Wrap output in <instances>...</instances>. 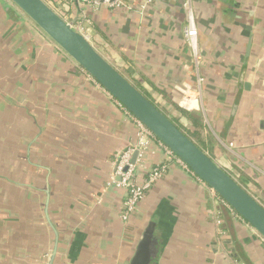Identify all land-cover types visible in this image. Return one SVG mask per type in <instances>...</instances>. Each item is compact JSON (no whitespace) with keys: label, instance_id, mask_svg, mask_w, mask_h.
Here are the masks:
<instances>
[{"label":"crops","instance_id":"crops-1","mask_svg":"<svg viewBox=\"0 0 264 264\" xmlns=\"http://www.w3.org/2000/svg\"><path fill=\"white\" fill-rule=\"evenodd\" d=\"M44 1L68 21L82 18L93 47L264 206V0L71 1L65 11L63 0ZM13 5L0 0V138L18 129V157L28 161L14 178L0 175V264H264L263 237L174 162L121 218L114 162L136 143L135 123ZM188 6L195 51L184 36ZM12 58L29 86L2 84ZM186 88L200 92L199 110L188 112L198 120L180 112ZM26 103L53 110L58 139L50 126L36 131ZM161 161L152 142L136 180Z\"/></svg>","mask_w":264,"mask_h":264},{"label":"water","instance_id":"water-1","mask_svg":"<svg viewBox=\"0 0 264 264\" xmlns=\"http://www.w3.org/2000/svg\"><path fill=\"white\" fill-rule=\"evenodd\" d=\"M10 1L264 239V206L113 67L86 35L74 30L44 0ZM136 156L134 152L132 162Z\"/></svg>","mask_w":264,"mask_h":264},{"label":"built area","instance_id":"built-area-1","mask_svg":"<svg viewBox=\"0 0 264 264\" xmlns=\"http://www.w3.org/2000/svg\"><path fill=\"white\" fill-rule=\"evenodd\" d=\"M64 3L62 5L63 10L67 9L65 3L75 1L80 4H104L111 7H119L123 4V0H63ZM154 0H144V4L142 7L147 4L153 2ZM55 10V9H54ZM56 11V10H55ZM62 18L64 16L61 15L58 11H56ZM188 13V23L184 30V36L187 44L191 47L193 51L196 50V36H197V27L194 23L192 12L189 6L187 7ZM64 19V18H63ZM66 22L71 24V27L77 32L85 35L86 29L83 23V19L80 18L77 21H68ZM199 82L202 81L201 78L198 79ZM191 93H195L196 95H191ZM199 90L196 92L186 88L180 94L178 100V106L183 111L191 112L198 111L199 107L197 106V101L199 97ZM116 101V100H115ZM118 106L122 108L125 113L131 117L133 122L137 128V140L134 146L128 147L124 149L116 158L114 162V173H113V181L117 185V187L122 188L124 190V199L121 205V218L123 220H127L137 209L138 204L144 198L145 193L152 187V185L167 171L170 162H174L186 170H191L188 166L182 162L180 158H178L168 147H166L161 141H159L152 132L146 128L135 116H133L123 105H121L118 101H116ZM155 143L157 147L163 149L165 154V161H161L153 165L148 169L145 178L142 181H137L135 178L136 165L140 164L142 161L146 150L148 149L151 143ZM134 152H137V156L134 162H132V155ZM192 173V172H191ZM193 174V173H192ZM212 190V189H211ZM212 194L217 197L220 204L228 210V212L237 216L234 210L224 202L213 190ZM221 220L217 219V224H220ZM48 257V255H46ZM242 264V263H241Z\"/></svg>","mask_w":264,"mask_h":264},{"label":"rangeland","instance_id":"rangeland-1","mask_svg":"<svg viewBox=\"0 0 264 264\" xmlns=\"http://www.w3.org/2000/svg\"><path fill=\"white\" fill-rule=\"evenodd\" d=\"M13 8L16 11H18L26 19V21L34 27V29L36 31H38V32L42 33L44 36H46L39 29V27H37L36 24L33 21H31L21 10H19L15 5H13ZM2 27L3 26L0 27V31H2L1 30ZM4 28L5 27H3V30H4ZM3 34H4V31H3V33H0V38L3 37ZM47 39L49 41H51L48 37H47ZM9 60H10V65L7 66L9 68V69H7V71L9 72V75L5 74V77L3 76V78L6 79L7 83H5V81H3L2 84H5L7 86V88L11 87L13 80L15 82V79H16V82H20L21 85L24 84L25 86H29L28 85L29 84V82H28L29 74L26 73V75H23V74L20 75L21 70L19 69V67H20V65H22V63L20 61L18 62L16 59L14 60V58L9 59ZM1 63L3 64L2 59H1L0 65H2ZM4 63H6V60H4ZM23 64L25 65V67L28 70L29 69L30 70L35 69V66L30 61L27 64L26 63H23ZM12 74H13V77L11 76ZM5 90H7V89H5ZM8 94L10 96L13 95V93L11 91H9ZM6 100L9 101V98H7ZM11 100H13V98ZM25 105H27L28 110L24 111V113L27 115V117L29 118L30 121L32 120L31 123H33L34 125H38V127H39V125L42 126L41 129L38 128L36 131H38V132L40 131L42 133H45L44 132L45 127L50 126L51 127V131H50L51 138H49L50 141L52 139H54L53 137H55V139H58V136H59V133H57L58 127H55V126H57V124L53 121H51V122L48 121L49 116H50V118L51 117L54 118V113L52 112L53 110L50 109L49 106L47 107V109L40 108L38 104L37 105L39 108L28 107L30 105V103H26ZM4 115L6 117L5 121H7L8 120V114L4 113ZM20 125L26 126L27 129L29 127L27 119H25V118L23 120H21ZM6 128H8V127L6 126ZM19 132L24 134V131L21 129ZM6 133L7 134L5 135L4 138H0V175L7 174V175H10L9 178L12 179L15 177L14 176V169L22 168V171H23V168L25 166H27L25 163H27L28 157L27 158L24 157V159L23 158L20 159V157H18L17 148H18L19 143L21 142V140H19L20 137H18L19 136L18 129H15V131L11 135H9V131H6Z\"/></svg>","mask_w":264,"mask_h":264},{"label":"trees","instance_id":"trees-1","mask_svg":"<svg viewBox=\"0 0 264 264\" xmlns=\"http://www.w3.org/2000/svg\"><path fill=\"white\" fill-rule=\"evenodd\" d=\"M133 84V83H132ZM134 85V84H133ZM135 86V85H134ZM136 87V86H135ZM137 88V87H136ZM138 89V88H137ZM139 90V89H138ZM142 94H144L152 103H154L155 104V102L152 100V99H150L148 96H147V94L146 93H144L143 91H141V90H139ZM156 105V104H155ZM157 106V105H156ZM158 107V106H157ZM159 108V107H158ZM165 115H166V113L164 112V110H162L161 108H159ZM180 112H182V114L184 115V116H186V117H188L189 119H193V120H198V116L196 115L198 112H195V113H188L187 111H183L182 109H181V111ZM167 116V115H166ZM168 117V116H167ZM168 118H170V117H168ZM170 120L172 121V122H174L182 131H184V133L200 148V149H202V147H201V145L199 144V142L198 141H196L194 138L195 137H193L190 133H188V132H186L183 128H182V126H181V124L178 122V120H176V119H174V118H170ZM235 212V211H234ZM235 214L237 215V217H239V218H241L236 212H235Z\"/></svg>","mask_w":264,"mask_h":264}]
</instances>
